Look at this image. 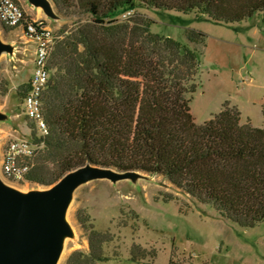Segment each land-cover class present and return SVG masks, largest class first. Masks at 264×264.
Here are the masks:
<instances>
[{
    "label": "trees",
    "instance_id": "1",
    "mask_svg": "<svg viewBox=\"0 0 264 264\" xmlns=\"http://www.w3.org/2000/svg\"><path fill=\"white\" fill-rule=\"evenodd\" d=\"M51 2L59 16L78 21L49 55L40 100L48 133L27 181L51 186L88 164L160 175L239 226L264 222V127L242 124L228 102L202 124L190 111L204 35L188 30L182 44L151 33L144 16L130 26L131 17H121L139 6L234 23L264 13V0ZM76 218L89 232V252L73 251L66 264L108 260L103 246L111 235L96 232L79 212Z\"/></svg>",
    "mask_w": 264,
    "mask_h": 264
},
{
    "label": "rangeland",
    "instance_id": "2",
    "mask_svg": "<svg viewBox=\"0 0 264 264\" xmlns=\"http://www.w3.org/2000/svg\"><path fill=\"white\" fill-rule=\"evenodd\" d=\"M15 1L30 23L59 37L52 51L77 26L78 18L59 16L52 4L47 14L30 0ZM128 16V26L132 19L144 16L152 21L151 33L182 44L187 43L188 30L204 35L198 86L190 101L196 124L228 102L240 111L242 124L264 127L263 12L234 23L139 6ZM0 42L5 47L0 53V179L21 195L41 192L49 186L16 183L1 173L8 144L36 134L25 116L19 91L29 89L38 40L20 27L5 30L0 23ZM77 212L96 232L111 235L112 240L103 246L108 260L95 264H170V260L175 264H264V222L239 226L160 175L135 172L119 179L94 178L80 183L64 210L68 231L61 236L55 264H66L73 251L89 252V232L77 221Z\"/></svg>",
    "mask_w": 264,
    "mask_h": 264
},
{
    "label": "water",
    "instance_id": "3",
    "mask_svg": "<svg viewBox=\"0 0 264 264\" xmlns=\"http://www.w3.org/2000/svg\"><path fill=\"white\" fill-rule=\"evenodd\" d=\"M50 14L51 0H30ZM53 5V4H52ZM0 42V53L4 50ZM111 169L86 165L63 176L41 192L21 195L0 179V264H55L62 234L68 231L63 220L73 190L94 178L119 179Z\"/></svg>",
    "mask_w": 264,
    "mask_h": 264
},
{
    "label": "built area",
    "instance_id": "4",
    "mask_svg": "<svg viewBox=\"0 0 264 264\" xmlns=\"http://www.w3.org/2000/svg\"><path fill=\"white\" fill-rule=\"evenodd\" d=\"M130 12L122 15L125 19ZM0 23L8 28H22L36 44L34 69L29 89L23 98L25 116L30 121L38 140L16 139L5 149L1 173L9 181L28 183L27 177L35 156L44 148L43 139L48 133L41 112V94L49 78L48 58L52 46L59 37H54L40 26L33 25L25 16L22 7L15 0H0Z\"/></svg>",
    "mask_w": 264,
    "mask_h": 264
},
{
    "label": "bare ground",
    "instance_id": "5",
    "mask_svg": "<svg viewBox=\"0 0 264 264\" xmlns=\"http://www.w3.org/2000/svg\"><path fill=\"white\" fill-rule=\"evenodd\" d=\"M37 9L40 11L41 10V6H37Z\"/></svg>",
    "mask_w": 264,
    "mask_h": 264
}]
</instances>
